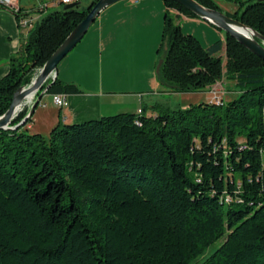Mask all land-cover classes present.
I'll use <instances>...</instances> for the list:
<instances>
[{
    "label": "trees",
    "instance_id": "obj_1",
    "mask_svg": "<svg viewBox=\"0 0 264 264\" xmlns=\"http://www.w3.org/2000/svg\"><path fill=\"white\" fill-rule=\"evenodd\" d=\"M163 1L159 81L195 92L227 80L234 96L59 120L47 135L30 132V118L0 129V264H264V60L226 32L204 47L170 10L199 17ZM227 1V15L264 36V0ZM95 2L41 13L0 78V115ZM46 84L82 92L57 77Z\"/></svg>",
    "mask_w": 264,
    "mask_h": 264
},
{
    "label": "crops",
    "instance_id": "obj_2",
    "mask_svg": "<svg viewBox=\"0 0 264 264\" xmlns=\"http://www.w3.org/2000/svg\"><path fill=\"white\" fill-rule=\"evenodd\" d=\"M149 1L143 5L137 1L131 5L126 4L125 7L122 2H117L100 12L83 38L56 68L58 79L81 86L82 82H85L83 80L87 64L94 65L99 74V88L67 95L66 103L62 107H57L52 101V94L46 93V96L40 98L25 125L30 132L44 135L48 134L59 120L64 123H78L122 112L119 110L136 108L139 111L142 105H152L156 102L155 96L150 93L152 91L118 89L139 83L141 79L132 75L138 72L135 67L149 70L148 76H145L148 85L142 88H152L155 85V77L150 75L153 69L150 68L157 62L167 7L161 0ZM19 3L22 7L36 4L28 3L27 0H20ZM136 12L140 18L133 16ZM178 15L186 21L195 18L181 13ZM26 32L18 25L12 12L0 8V78L7 73L9 58L18 51L21 38ZM104 55L108 56L109 64L106 72L103 70ZM103 73L108 76L104 78ZM123 77L127 80H121ZM104 82L109 86L107 89L103 85ZM159 91L157 89V92ZM130 97L136 100H130Z\"/></svg>",
    "mask_w": 264,
    "mask_h": 264
},
{
    "label": "water",
    "instance_id": "obj_3",
    "mask_svg": "<svg viewBox=\"0 0 264 264\" xmlns=\"http://www.w3.org/2000/svg\"><path fill=\"white\" fill-rule=\"evenodd\" d=\"M118 0H96L86 16L70 31L62 43L55 49L43 66L38 70L37 74L32 78L28 85L19 86L13 93L11 103L8 109L0 115V129H14L20 124H23L31 117L33 111L40 98L46 94L50 84L43 85L50 79L51 82L56 78V68L58 63L76 46L83 38L89 27L95 21L100 12L109 5ZM185 6L187 9L195 13L199 18L209 22L224 32L230 34L238 42L255 53L264 60V36L247 26L241 21L227 15L221 10L205 7L197 0H175ZM75 4L63 5V9L71 8ZM164 61L162 58L157 65V75L160 74L161 65ZM42 89V90H41ZM40 93L36 96L37 92ZM32 94V101L28 112L20 122L14 126H10L14 117L20 112L21 106L29 101V95ZM31 98V99H32Z\"/></svg>",
    "mask_w": 264,
    "mask_h": 264
},
{
    "label": "rangeland",
    "instance_id": "obj_4",
    "mask_svg": "<svg viewBox=\"0 0 264 264\" xmlns=\"http://www.w3.org/2000/svg\"><path fill=\"white\" fill-rule=\"evenodd\" d=\"M35 1L37 2L40 0H27L28 3H36ZM44 1H48V0H44ZM92 1L93 0H81L78 8L85 7V6L89 5ZM137 1H139V3H142V5H143L144 3L148 2L149 0H118L117 2H122V4H124V7H125L126 4L131 5V4H134L133 2H137ZM161 1L164 2L163 0H161ZM117 2H115V3H117ZM216 2L220 5L221 11L224 13H226L228 11H233L236 8V5L229 3L227 0H216ZM115 3H113V4H115ZM113 4H111V5H113ZM111 5H109V6H111ZM126 8H128V7H126ZM49 10L50 9H48L47 11H49ZM170 14L172 16H175V15L180 14V12H178L177 10L171 9ZM181 14H183V13H181ZM183 15H185V14H183ZM133 16L135 18L141 17L137 12ZM177 21H179L180 23L182 22V25H181L182 30L185 33L193 34L194 36H196L200 40L201 44L204 47H210L216 41L225 39V32L223 30H221V29L217 28L216 26L204 21L201 18L195 17V18H190L189 20L187 19V21H186L184 18L179 17V19L177 18ZM220 54H222L224 56L225 55V49H223L220 52ZM165 56H166V50L164 48L160 53L158 52V54H157L156 65L152 66L150 68V70L153 69L152 72H150L151 73L150 75H153L155 77V80H156L155 85H154L155 87L152 86V88H142V87L148 85V83H146L148 81H146L145 76H148L149 70L145 69V68L135 67L134 69L138 72H136L135 74L132 73V75H136L137 77H139L141 79L139 81V83H136V85H133V86H123V88H118V89H123L125 91H152L150 93H153V95L155 96L156 102H159L162 105L168 106L171 108L187 107V106H190L192 104H197V103L205 102V101L219 102L221 97H223V100L226 101V100H228L234 96L233 92H231V90H229V89L233 88L232 87L233 83L228 82L227 80L218 81L212 87H210L209 91L205 90V91H195V92H169L167 87L159 81L158 75L156 72L157 65H158L159 61L162 58H164ZM107 58H108L107 55L103 56V68H104L103 70H104V72H106V70L109 68ZM89 69L91 70V72H89ZM139 71H141V72H139ZM85 72L86 73L84 74V80H83L85 82H82L83 84L81 86L78 85L82 89V91L95 90V88H99V87H97L99 84V82H97V81H99V74H98L97 68L94 67V65L89 66L87 64V66L85 68ZM35 74H37V71ZM107 76H108L107 73H103L104 78H106ZM121 80H127V79L125 77H123V78H121ZM103 85H104L105 89H107L109 87V86L108 87L106 86V82H104ZM138 87H141V88H138ZM115 89H117V88H115ZM157 89H159L160 91L157 92ZM44 95L46 96L47 94H44ZM131 98L132 97H130V100H136L134 98L133 99H131ZM34 99H35V96L31 100L33 101ZM137 101H138V98H137ZM29 107L25 108V111L28 110ZM119 111L137 112L138 110H136V108H130L129 110H119ZM44 135H47V134H44ZM222 241L223 240L221 239V240L217 241L216 243H214L212 246H210V248L206 252V255L210 254L212 251H214V249H216L218 246H220Z\"/></svg>",
    "mask_w": 264,
    "mask_h": 264
},
{
    "label": "built area",
    "instance_id": "obj_5",
    "mask_svg": "<svg viewBox=\"0 0 264 264\" xmlns=\"http://www.w3.org/2000/svg\"><path fill=\"white\" fill-rule=\"evenodd\" d=\"M19 1L20 0H0V8L12 12L14 15H18V25L25 29V31H28L33 27L41 13L45 12L46 9L81 2V0H40L31 7H22L20 6ZM52 101L57 107H62L66 103V95L60 93L52 94ZM31 103L32 101L23 104L21 110L29 107Z\"/></svg>",
    "mask_w": 264,
    "mask_h": 264
},
{
    "label": "bare ground",
    "instance_id": "obj_6",
    "mask_svg": "<svg viewBox=\"0 0 264 264\" xmlns=\"http://www.w3.org/2000/svg\"><path fill=\"white\" fill-rule=\"evenodd\" d=\"M35 23H36V22H35ZM35 23H34V24H35ZM32 28H33V27H32ZM27 35H28V33H27ZM24 41H25V40H24ZM31 98H32V94L29 95V101H28L29 103L31 102V101H30Z\"/></svg>",
    "mask_w": 264,
    "mask_h": 264
}]
</instances>
